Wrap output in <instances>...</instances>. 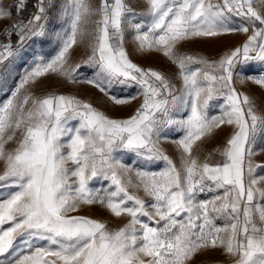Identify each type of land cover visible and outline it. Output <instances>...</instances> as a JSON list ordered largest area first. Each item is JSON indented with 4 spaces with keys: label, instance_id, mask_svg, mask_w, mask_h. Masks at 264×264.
Instances as JSON below:
<instances>
[{
    "label": "snow or ice",
    "instance_id": "1",
    "mask_svg": "<svg viewBox=\"0 0 264 264\" xmlns=\"http://www.w3.org/2000/svg\"><path fill=\"white\" fill-rule=\"evenodd\" d=\"M28 5L0 0V264H264V99L237 87L264 93V0ZM233 33L246 40L218 57L181 50ZM34 44L51 52L26 60ZM49 77L140 103L113 117Z\"/></svg>",
    "mask_w": 264,
    "mask_h": 264
},
{
    "label": "rangeland",
    "instance_id": "2",
    "mask_svg": "<svg viewBox=\"0 0 264 264\" xmlns=\"http://www.w3.org/2000/svg\"><path fill=\"white\" fill-rule=\"evenodd\" d=\"M5 2L12 3V0H5ZM93 2H95V0H93ZM245 40H246L245 34L233 33L230 35L213 38V39L206 40V41H198L193 44L187 45L184 49H181V50L200 53L202 55L212 58V57H218L224 51H228L235 47H239L240 45L243 44ZM127 48L130 52H132L133 45L129 43L127 45ZM41 52L42 53L51 52V46L46 44L42 47L40 44H34L29 50L25 59L26 60L29 59L33 53H41ZM131 58L134 60V62H137L143 67H156L167 73H174L176 71L174 66L170 65L169 62L165 58L159 55H152V56H147V57L142 58L139 55L133 54ZM7 63L8 62L6 61L5 64L7 65ZM21 63H23V61H20L17 63L16 71H20L19 64ZM0 71H2V69H0ZM13 76L15 77V79L11 77L8 79L9 88L14 87L15 83L19 79V77L16 76L15 71L13 72ZM44 83L49 85V88H48L49 91L56 90L60 93L77 94L80 98L87 99L90 102H93L94 106L100 107L101 110L106 111L108 115L113 116V117L126 118L128 115H130L134 111L136 107H138L140 103V100H137L129 107L106 108L103 102L99 100V96L101 94L93 90L90 85H79V84L70 85L66 81L58 82V78L56 77H49L47 80L44 81ZM237 87L241 91H247L250 93H254L256 94L257 97L264 99V93H262L261 90L257 86L251 83H248L243 87H241L240 85H237ZM8 94L10 95V92ZM5 98H6L5 95L3 93H0V100H3ZM227 134H228V130L226 129L224 132L219 133V135L216 137L214 141L207 143L204 146L203 151L200 153L201 159H203V157L207 154V152L210 151L213 147L218 146L224 140ZM165 147L167 148L169 155H171L173 159L177 160L178 162V153L175 147L173 145H165ZM255 160L257 163H264V153H261L259 156H257ZM133 180L135 181L134 175H133ZM140 194L142 195V193ZM82 214L91 215L93 218L107 220L111 227L120 226L124 222L122 220L112 218L109 213H107L105 210H102L99 207H94L92 209H89L88 211ZM210 259L212 261H219V262H223L225 260L224 257H221L219 255L211 257Z\"/></svg>",
    "mask_w": 264,
    "mask_h": 264
},
{
    "label": "trees",
    "instance_id": "3",
    "mask_svg": "<svg viewBox=\"0 0 264 264\" xmlns=\"http://www.w3.org/2000/svg\"><path fill=\"white\" fill-rule=\"evenodd\" d=\"M34 2H35V0H29L28 9L26 12L23 13L25 18H27L34 11V8L32 7V4ZM13 40H15V37H13Z\"/></svg>",
    "mask_w": 264,
    "mask_h": 264
}]
</instances>
